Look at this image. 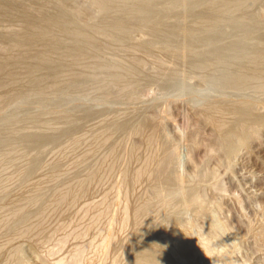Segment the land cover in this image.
<instances>
[{"label":"rangeland","instance_id":"374dc122","mask_svg":"<svg viewBox=\"0 0 264 264\" xmlns=\"http://www.w3.org/2000/svg\"><path fill=\"white\" fill-rule=\"evenodd\" d=\"M105 118L114 130L97 129ZM262 119L264 0H0L1 219L10 195L51 174L81 129L94 127L74 157L116 130L125 161L144 121L163 149L111 264H264ZM66 163L55 189L75 178ZM41 188L8 222L11 237L0 232L9 254L0 264H54L66 253L59 234L37 242L41 224L54 223L43 199L32 205L49 197Z\"/></svg>","mask_w":264,"mask_h":264},{"label":"bare ground","instance_id":"6f19581e","mask_svg":"<svg viewBox=\"0 0 264 264\" xmlns=\"http://www.w3.org/2000/svg\"><path fill=\"white\" fill-rule=\"evenodd\" d=\"M224 111H226V109ZM240 111L241 110H239L238 108L235 109L236 113ZM114 118H109V119L105 118L107 120H104L98 126L97 129L104 131L106 130V132L110 128L113 129L115 127ZM150 125L151 124H148L147 122L143 121L136 130V132L140 134L141 143L139 144L132 143V145H130V148L127 152V158H125L126 162L123 161L122 159L124 158L123 155L125 154L123 152L127 149L124 150L122 148L120 150L119 141L121 139L120 137H118L119 135L116 133V130L113 131L114 129L111 130L110 135H108L109 137L105 141H104L105 138H103L102 145L96 148L95 152L86 154L84 151L85 154H80V156L78 155L77 157H74L72 153L73 152L75 153V151L79 148L81 143L90 137V134L94 130L93 129L94 127H91V129H87V128L81 129V131L77 132V134H74V136L70 137V140L66 142L64 145H62L59 151L54 155V158L52 159L55 162L54 164H56L57 166L54 168L51 174L50 173H48V175H45L44 173L42 174L41 173L42 170H40L39 172L42 175L40 176L37 175L36 179L33 178L34 180L32 179L33 181L32 182L30 181L31 183L29 182L30 183L29 185L25 184L27 186L25 185L24 187L20 186V190L17 192V194L15 193V196L12 195L14 197L10 195V198H8L9 200L7 202H10V204H12L13 207L9 203L8 204L6 203V206L7 205L11 206L9 208H12V210L11 209L9 210L5 209V210L6 211L11 210L13 212L11 215L8 213V215L10 216L7 215L8 217H5L6 219L4 217H3L4 219L0 218V232L4 233V235L5 232L6 233L8 232L7 234H9L10 228H7V224L9 226L10 220H12V218L15 220V218L18 215L21 216V214L26 209V204H22V203H24V201L26 200L30 202L29 200L31 199L32 192L38 191L41 187L48 185L49 197L45 198L47 196L44 197L37 194L35 195L33 193V195H35V198L34 199L32 198L34 200L32 201V205L33 203L34 204L37 203L36 201L40 202L43 199L48 209L47 210L48 213L44 212L45 214H47V215L44 214L45 217L47 218V216L48 217L51 216V218L53 217L54 220V223L52 225L50 224V226L45 225L42 228L41 226L43 223L41 224V226L39 227L41 231H39L38 229L40 236L37 233L38 234L37 238L39 240V241L37 240V242H40V239L42 240L41 242H43L44 240L43 238H46L48 242L46 240L45 241L47 243H50L49 241H51L57 234L61 235V239L60 236L57 237H59L58 239L61 240L60 243L62 242L61 244L63 246L61 247V244H58L59 240L56 239L55 237V239L58 240L57 241L58 243L56 242V244L60 245L61 249L64 247L62 252L66 249V253H65L66 255L62 253L63 257L59 258L61 256H59L58 254L59 259H57L58 261H56L54 264H58V263L62 264L67 259V258L65 259L64 256L68 257L67 259L68 261H70V259L72 258L71 259L72 262L77 256V259L78 258L79 259L76 261V264H97L99 262L98 261L96 263L97 259L100 261L103 260L105 261V263H107L109 260L108 263L111 264L110 259L111 258L113 259L116 256H118V254L122 250L124 251V248L122 247V245L124 246V244L122 243L123 240H121L122 239L121 237H123V239L125 238L127 239L128 237H131V235H133L134 231L136 230L135 229L137 224L136 220L137 218H139L137 217L138 214L137 211L140 209V208L138 209V207H140L139 202L143 198V194L145 192L144 191L145 186L148 183H150V181L153 178L157 157H159L158 155H160L159 153H161L160 150L163 149L162 148L163 140H161L158 137L159 135L157 133L158 131L155 132L157 135L154 134V131L157 129L155 128L154 130L153 129L154 126L151 127ZM88 128H90V126ZM116 137H118V139L120 140H117ZM240 140L241 137L239 138V141ZM227 147L229 148V145ZM122 150L124 151L120 152ZM40 151L42 150L40 149ZM93 153L94 155L98 154V159L96 162H93L94 161ZM119 157H123V158L121 159ZM121 160L126 164L124 165L123 163H121L123 167L120 169L121 165L119 164L118 161ZM63 162L65 163L67 162L66 165L68 164L71 168H73L72 172L74 173L75 178L73 179V181L70 182L66 181L69 184L65 183V186L55 189L53 185L60 179L59 178L60 172L58 171L61 170L62 165L64 166V164H62ZM115 166L119 168V170L117 168V173L115 170L116 169ZM114 174H116L115 178H114ZM155 178L156 177H154V179ZM6 211L4 212V214H7ZM41 216L43 217V215ZM42 217L40 219L43 222V219H45V217L43 218ZM142 221L144 220H141V222ZM46 223L48 225V223L50 222L46 221ZM13 231L15 232V230ZM13 231L11 230L9 236L13 234ZM4 235L0 237H4ZM52 235L55 236L53 237ZM3 242L1 244L6 243L8 245L6 241L4 243ZM46 242L43 243L46 244ZM43 243H41V245ZM145 252L147 253L148 251L140 250L139 253L136 252V254L137 255L139 254L140 256V253L144 254ZM101 253H104L106 257L103 256ZM148 253H150V251ZM155 253L156 252L152 253L151 250V255L152 254L154 255ZM78 255H80V257ZM157 255L160 256L159 254L156 253L155 256L158 257ZM5 256H7L6 249L2 248L1 245L0 262L8 257V259H6L5 261L6 263H9V254L6 258ZM102 256L107 260L102 259ZM99 257H101V259H99ZM115 259L117 260V258ZM170 261L163 260L162 263L170 264L169 263ZM113 262L116 263L115 260ZM6 263L4 262L3 264ZM103 263L104 262L101 261V263L99 264H103Z\"/></svg>","mask_w":264,"mask_h":264}]
</instances>
